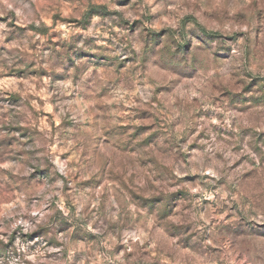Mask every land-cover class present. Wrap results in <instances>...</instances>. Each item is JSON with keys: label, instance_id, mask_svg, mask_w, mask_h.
Masks as SVG:
<instances>
[{"label": "clouds", "instance_id": "9594fccd", "mask_svg": "<svg viewBox=\"0 0 264 264\" xmlns=\"http://www.w3.org/2000/svg\"><path fill=\"white\" fill-rule=\"evenodd\" d=\"M0 264H264V0H0Z\"/></svg>", "mask_w": 264, "mask_h": 264}]
</instances>
